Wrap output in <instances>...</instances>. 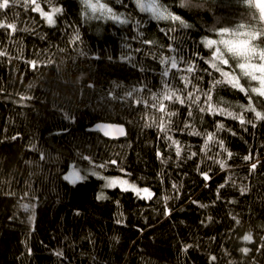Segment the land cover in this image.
<instances>
[{"label":"trees","instance_id":"obj_1","mask_svg":"<svg viewBox=\"0 0 264 264\" xmlns=\"http://www.w3.org/2000/svg\"><path fill=\"white\" fill-rule=\"evenodd\" d=\"M38 2L46 12L62 8L55 25L16 6L7 11L16 30L0 28V264H264V121L240 107L248 105L244 93L217 85L213 103L243 113L255 127L196 108L188 117L186 105H170L177 115L168 135L181 142L180 157L164 133L145 126L160 119L146 103L162 80L184 91L181 77H187L207 91L213 77L223 79L208 68L206 39L239 29L264 48V14L254 0H155L188 28L156 20L137 0H107L114 13L131 17L124 25L86 18L81 0ZM164 57L193 72L172 69L162 78ZM237 63L231 57L224 70L231 68L252 106L264 112V97L250 92L256 82ZM97 122L123 124L126 134L107 139L89 130ZM186 123L214 140L205 148L206 136L189 135ZM218 123L225 129L217 131ZM250 154L252 160L244 159ZM71 165L130 173L153 196L103 188L95 176L70 183L63 173ZM101 193L106 199L97 198ZM249 233L252 242H244Z\"/></svg>","mask_w":264,"mask_h":264},{"label":"snow or ice","instance_id":"obj_2","mask_svg":"<svg viewBox=\"0 0 264 264\" xmlns=\"http://www.w3.org/2000/svg\"><path fill=\"white\" fill-rule=\"evenodd\" d=\"M49 3H51V0H48ZM117 2L122 3V0H117ZM138 7L141 10H147L153 13V16L156 20H172L179 22L183 27L188 28L191 27V25L186 24L179 15H173L172 13L168 12L166 8L163 7V5H160L155 2V0H152V2L145 5V3L142 2V0H137ZM81 4L83 5V14L88 19H111L112 21L124 25L129 23V20L131 17L122 18L123 14H117L114 13L112 8L108 6L107 0H81ZM16 6L24 7L25 9L31 8L33 12H38L41 17H43L49 25H55L56 20L54 17L62 12V8L60 7H51V10L46 12L41 7V4L38 2V0H0V28L3 29H9L12 32L16 30V25L14 23L7 22V11L11 8H14ZM184 6H187L185 4ZM258 11H264V8H257ZM18 15V14H17ZM139 27V23L136 25ZM174 29H170L172 31ZM229 29H222L221 30V36L224 34L229 33ZM252 34H248L249 39L251 38ZM76 40L79 39V34L77 33ZM261 43H264V38H259ZM145 44H151L152 41L149 40H143L141 41ZM221 45L214 47V45ZM204 46L208 49H211V60L206 61L208 63V68L214 70L217 73H220L221 77L223 79L216 80L214 79V84L211 88L207 89V91H202L197 87V85L192 84V81L188 79L187 77H181V79L184 81V91L175 89L170 86L169 82L167 80H162L163 88L160 92H151L149 90L151 95V101L152 103L148 105L146 103V107H151L155 109L157 112H159L160 119L158 122H153L152 124H146V127H152L156 126L158 128V131L161 133H164L165 140L170 142L169 147H175V153L177 157H180L182 152V146L181 142L179 140H174L170 135H168V132L170 131V125H171V117L176 116L177 112L170 109V105L174 104H180V105H186L188 107V117L193 116L192 109L196 108L199 113H209L211 115H222L226 117H230L234 120H239L241 125L251 124L252 127L256 126V123L254 120L249 119L245 120L243 113H237L234 111L228 110L230 106L220 107L219 103L217 102L215 105L213 103V96L212 91L213 88H215L217 85H228L232 89H236L241 93H244V95L248 98V105L245 108L244 105H240L244 111H251L255 115V120L257 121H264V112L257 111L255 107H253V97L249 94V90L245 88L240 83V80L238 77L234 76L232 74V70L229 67L227 71L224 69L229 66V60L231 57H239L242 62L238 63V68L243 73L244 77L250 78L251 81L258 82V87H250L251 93H256L259 97H264V50L259 52V63L253 64L251 61L253 59V56L256 55L255 49H252L250 47L249 41L245 40L240 36L233 39H220L219 41L214 39H206L204 41ZM136 51H140L139 49H136ZM4 53H0V55H3ZM227 57V58H226ZM130 59V57H129ZM160 64L165 65L161 72L162 78L168 77L169 73L172 69H176L179 71H184L187 73L193 72V67L189 64V66L186 69H181L178 67V61L175 57H164L160 59ZM33 65L35 66V63L33 62ZM205 71H208V69H205ZM212 73L209 72V75ZM195 79L199 80L201 77H195ZM192 84V90L187 91L188 85ZM131 95V93H129ZM201 96L204 97L203 102L201 101ZM185 128H191V131L189 132V135H195V136H201L205 135V144L204 147L207 148L208 142L214 140V134L212 132H206L202 133L200 131H197L194 127H191L190 124L186 123ZM225 129V125L223 123L217 124V131H221ZM119 134L123 135V129L119 128L117 129ZM235 134V133H233ZM221 148H223V141H218ZM224 151H227V149H224ZM192 155H196V153H192ZM232 153L228 152V156L231 157ZM158 158L161 157V153L157 152ZM43 159V156L41 157ZM86 159V158H85ZM244 159L246 160H252L253 157L251 154L249 156H246ZM164 163H167L166 160L163 161ZM113 164L116 163L115 160L112 161ZM99 167H106V165H100ZM225 165L223 162H221V168H224ZM257 167L256 163L251 164V170H255ZM121 171L123 169L121 168ZM92 175L97 176L100 179L105 180V183L103 185L104 188H116L120 187L122 191H133L137 196L140 198H147L151 199L153 196V193L149 190V188H137L134 183H129L127 179H122L120 177H103L99 176V174L96 171L92 172ZM125 175H131L130 173H125ZM204 179H209V176L207 173H204ZM65 180H71L73 183H75L77 180L86 179V176H81L79 173L75 170H73L69 175L64 176ZM175 187V185H174ZM220 187H224V185H220ZM245 189H241V193ZM98 199H106V197L101 193L98 197ZM27 207V206H25ZM235 219V217H234ZM237 224H239V221H236ZM244 242L251 243L252 242V235L245 234L241 238ZM261 247L264 248V244H261ZM241 251L245 254H247L250 249L249 248H241ZM59 255V254H58ZM213 260H215V257H212Z\"/></svg>","mask_w":264,"mask_h":264},{"label":"rangeland","instance_id":"obj_3","mask_svg":"<svg viewBox=\"0 0 264 264\" xmlns=\"http://www.w3.org/2000/svg\"><path fill=\"white\" fill-rule=\"evenodd\" d=\"M142 2L143 3H145V5H147L148 3H150V2H152V0H142ZM254 2L256 3V5L259 7V8H264V0H254ZM263 12V14H264V11H262ZM45 20V19H44ZM45 22H47L46 20H45ZM230 30V32L229 33H227V34H224L223 36H221V34H219V36H220V39H233V38H237L238 36H240L241 35V37L243 38V39H245V40H248L249 41V44H250V39H249V36H248V34H251V33H242V31L241 30H239V29H229ZM220 33H221V30H220ZM251 37H252V35H251ZM222 47V46H221ZM250 47L252 48V49H255V52H256V55H254L253 56V59H252V63L253 64H256V63H259L260 62V60H259V52L260 51H262V50H264V48H255V47H253L251 44H250ZM237 59H238V63L239 62H242L241 60H240V58L239 57H236ZM237 63V64H238ZM239 71H240V69H239ZM241 72V71H240ZM241 74L243 75V73L241 72ZM235 76V75H234ZM237 77V76H236ZM244 77V76H243ZM246 78V77H245ZM248 78V77H247ZM248 80H249V82L251 81L250 80V78H248ZM247 80V81H248ZM251 82H256V81H251ZM256 86L255 87H258V82H256ZM73 170H75V171H77L78 173H79V175H81V176H86V177H88V176H95V175H92V172L93 171H96L98 174H99V176H103V177H120V178H122V179H127L128 181H129V183H134L135 185H136V187L137 188H140V189H142V188H145V186H140V185H138L136 182H134V181H132V180H130L127 176H125V175H110V174H105V173H103L101 170H99L98 168H96L94 165H84V166H77V165H71L64 173H63V178H64V176H66V175H69ZM95 177H97V176H95ZM102 180V187H103V185H104V183H105V180H103V179H101ZM66 181H68V182H70V183H73L71 180H66ZM78 181H80V180H77L76 182H78ZM104 188V187H103ZM117 188H119V189H121L120 187H117ZM146 188H148V187H146ZM150 190V189H149ZM129 191H131V190H129ZM131 192H133V191H131ZM134 193V192H133ZM135 194V193H134Z\"/></svg>","mask_w":264,"mask_h":264},{"label":"water","instance_id":"obj_4","mask_svg":"<svg viewBox=\"0 0 264 264\" xmlns=\"http://www.w3.org/2000/svg\"><path fill=\"white\" fill-rule=\"evenodd\" d=\"M119 128L123 129V135L117 131ZM89 130L98 132L107 139H121L126 134V128L123 124L112 122H97L89 127Z\"/></svg>","mask_w":264,"mask_h":264}]
</instances>
